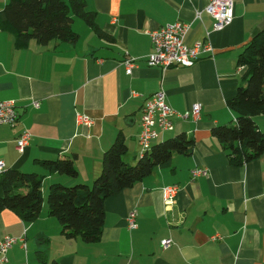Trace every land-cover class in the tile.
<instances>
[{
  "label": "crops",
  "instance_id": "1",
  "mask_svg": "<svg viewBox=\"0 0 264 264\" xmlns=\"http://www.w3.org/2000/svg\"><path fill=\"white\" fill-rule=\"evenodd\" d=\"M7 1L0 0V12ZM208 4L86 0V10L94 13L106 38L75 18L71 25L78 37L73 43L40 45L33 40L16 48L13 35L0 28V102H15L19 115L14 127L0 126V161L6 170L38 174L46 192L52 184L91 187L104 151L118 135L127 147L123 161L136 162L140 111L161 90L176 114L172 130L158 131L154 144L182 133L194 142L190 155L173 154L105 199L102 231L93 244L64 237L59 222L48 215L47 203L32 222L1 211L0 240L23 238L25 245H12L0 264H264V153L235 166L211 135L213 127L235 123L228 102L244 75L238 57L264 29V0H233V20L220 31L213 30L214 20L204 12ZM177 22L188 25L187 46L202 42L211 51L189 69L148 67V33ZM128 58L136 59L130 74L123 64ZM195 104L200 105L199 117L183 118ZM76 114L87 115L92 124H76ZM253 121L264 130V115ZM24 130L31 139L20 154L14 142ZM56 159H72L77 177L50 173L41 164ZM194 169H206L207 176L192 180ZM171 185L180 190L167 206L161 188ZM132 211L136 226L129 228ZM164 239L172 241L169 248H162Z\"/></svg>",
  "mask_w": 264,
  "mask_h": 264
},
{
  "label": "trees",
  "instance_id": "2",
  "mask_svg": "<svg viewBox=\"0 0 264 264\" xmlns=\"http://www.w3.org/2000/svg\"><path fill=\"white\" fill-rule=\"evenodd\" d=\"M75 18L83 20L99 37L106 38L94 22V13L86 10V0H8L0 12V28L13 35L16 48H24L33 40L40 45L52 40L73 43L78 37L71 25ZM237 63L243 67L244 75L228 102V109L235 114V123L215 126L211 135L230 163L240 166L264 153V130L253 121L264 115V29L244 48ZM193 143L192 137L186 134L173 136L153 144L149 152L130 165L122 159L127 147L118 135L104 151L101 171L91 187L85 184L49 186L46 192L48 215L59 222L64 237H77L83 243L93 244L102 231L105 199L131 187L173 154L190 155ZM41 164L50 173L77 177L72 159L42 161ZM41 179L36 173L6 170L0 175V212L14 211L24 222L36 220L42 211ZM43 256L38 252V258L43 259Z\"/></svg>",
  "mask_w": 264,
  "mask_h": 264
},
{
  "label": "built area",
  "instance_id": "3",
  "mask_svg": "<svg viewBox=\"0 0 264 264\" xmlns=\"http://www.w3.org/2000/svg\"><path fill=\"white\" fill-rule=\"evenodd\" d=\"M233 0H209L208 6H206L204 12L209 15L213 23V30L220 31L229 26L234 17L233 13ZM200 13H198V16ZM188 30V25L182 23H174L164 25L156 30L150 31L148 36L152 44V51L146 56V64L148 67L158 68L160 70H166L170 67L177 66L183 68H190L196 62L197 58L201 57V54L211 51L208 44L202 42H196L193 45L187 46L185 44V36ZM125 66L126 74L132 73V70L136 67V59L128 58L123 62ZM13 101H1L0 102V126L14 127L18 122V112L16 105ZM34 106L37 104L34 103ZM200 105L195 104L192 106L189 112L182 115L183 118L191 114L194 118H198L200 114ZM141 116L139 122V134L138 144L140 147L138 158L143 157L155 141L157 140L158 131H170L172 130L171 117L176 113L172 111L169 105L166 103L165 93L161 90L152 94L147 98L141 109ZM76 124L83 126H90L92 120L83 114H76ZM31 139V134L24 130L16 139L15 148L20 154L23 153L28 142ZM6 171L5 165L0 161V175ZM206 169H194L191 171V179L197 177L207 176ZM178 185H171L161 188L162 197L167 206L174 203V199L177 196L180 188ZM136 213L132 211L127 215V225L129 228L136 226ZM21 242L24 246L23 238H13L4 236L0 240V261L6 262V253L16 243ZM172 245V241L164 239L161 241L163 249L169 248Z\"/></svg>",
  "mask_w": 264,
  "mask_h": 264
},
{
  "label": "rangeland",
  "instance_id": "4",
  "mask_svg": "<svg viewBox=\"0 0 264 264\" xmlns=\"http://www.w3.org/2000/svg\"><path fill=\"white\" fill-rule=\"evenodd\" d=\"M79 22H81V21H79ZM41 191H42L41 194H42V199H43L41 206L45 207V205H46V193H45L46 192V183L44 184L43 189L41 188Z\"/></svg>",
  "mask_w": 264,
  "mask_h": 264
}]
</instances>
